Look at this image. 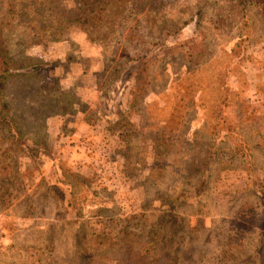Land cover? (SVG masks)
I'll return each instance as SVG.
<instances>
[{"label":"rangeland","instance_id":"374dc122","mask_svg":"<svg viewBox=\"0 0 264 264\" xmlns=\"http://www.w3.org/2000/svg\"><path fill=\"white\" fill-rule=\"evenodd\" d=\"M83 2L0 0V264H264L259 5Z\"/></svg>","mask_w":264,"mask_h":264},{"label":"trees","instance_id":"16d2710c","mask_svg":"<svg viewBox=\"0 0 264 264\" xmlns=\"http://www.w3.org/2000/svg\"><path fill=\"white\" fill-rule=\"evenodd\" d=\"M81 6H85L89 0H84ZM109 3L112 0H106ZM245 4H249L251 2H255L259 5V8L263 11L262 15L264 16V0H244ZM102 0H91V4H89L86 9L92 13L94 7H98ZM23 59L30 61L33 60L31 57H24ZM31 66L27 62H21L19 60H14L11 57V52L8 47L7 39L5 33L0 28V126L11 125L13 124V118L10 116V111L7 107H4L5 102L2 99V90L4 86L12 75H19L18 71L26 70L27 67ZM40 66L35 64L32 66V69L28 70L25 76H36V70H39ZM14 129V128H11ZM19 133V132H18ZM11 138L16 139V137L12 136ZM36 144V142H34ZM261 190H258L260 192ZM262 193V191H261Z\"/></svg>","mask_w":264,"mask_h":264}]
</instances>
